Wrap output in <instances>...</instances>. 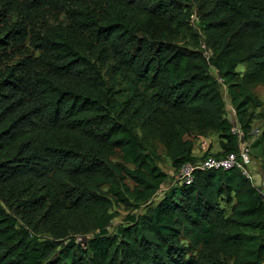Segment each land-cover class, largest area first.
Returning a JSON list of instances; mask_svg holds the SVG:
<instances>
[{
    "label": "trees",
    "instance_id": "1",
    "mask_svg": "<svg viewBox=\"0 0 264 264\" xmlns=\"http://www.w3.org/2000/svg\"><path fill=\"white\" fill-rule=\"evenodd\" d=\"M201 1L208 53L189 0H0V264H263L259 186L236 167L172 182L157 163L156 143L175 170L195 162L210 132L214 155L238 151L232 128L248 140L261 105L264 0ZM158 191L109 232L113 201Z\"/></svg>",
    "mask_w": 264,
    "mask_h": 264
},
{
    "label": "rangeland",
    "instance_id": "2",
    "mask_svg": "<svg viewBox=\"0 0 264 264\" xmlns=\"http://www.w3.org/2000/svg\"><path fill=\"white\" fill-rule=\"evenodd\" d=\"M190 2V6L193 9V13L191 14L190 18L193 24L194 29L200 34L201 39H202V45L201 47L203 48V50L205 51V53H208V46L206 44L205 38L203 37L200 28H199V23H198V19H197V15H196V11L197 8L199 7V5L201 3H203V1L201 0H189ZM56 17H58L59 20L65 21V17L63 13L58 14V16H56L53 13H49L48 15H46V20L48 22H54ZM11 19L15 20L16 19V15L12 14L11 15ZM41 18H38L36 21V25L39 26L41 24ZM25 47H28L30 51L36 53L37 51L32 48L31 46L28 45V42H25ZM23 48L20 49H16L13 48L12 50H8L10 52V57L16 58L19 54V50H21ZM244 66L242 64H240L238 66V69L243 70ZM213 74H216L214 70H212ZM218 79V77H217ZM218 82L220 84V88H221V92H222V96L223 99L225 101V112H226V116L232 120L233 122L235 121V112L234 109L232 107V105L230 104L227 92H226V88L223 84L220 83V80L218 79ZM252 90L254 91V93L256 94V96L261 100V105L256 106L253 108V119H252V123H251V135L248 138L247 141H249L250 143V151H251V155H252V159L254 157V160H252V164L250 165V168L252 169L253 172L256 173V171L258 173H260V178L258 181V184H256L257 186L260 187L263 196H264V141L263 139L259 137L260 134V130L262 128V121L264 118V84L263 83H257ZM137 131V133L140 135V131L138 126L134 127ZM195 154L200 158L202 157L204 154H209V153H215L220 149V144H219V137L217 136V134L210 132L207 136H204L202 138L196 139L195 141ZM157 153L159 154V159L157 160V163L159 165V167L164 170L171 178H173V180H171L172 182L177 181V172L178 170H175L174 167L171 165V161L170 158L168 157V155L166 154L165 149L163 148V146L159 143H156L155 145ZM115 161H119L118 158H114ZM129 181V180H128ZM129 183L131 184L132 182L129 181ZM163 189H165V186L163 187ZM162 194V191H158L157 194L155 196L152 197V200L150 202H145L143 204H141L139 207L137 208H128L125 207L123 204L117 202V201H113L112 206L110 208V211L114 212V217L111 219L109 225H108V230L109 232H115L117 226L122 225L125 223V216L126 214H128L129 212H136V213H143L147 207L156 202L160 196ZM0 202L2 204H4L3 199L0 198ZM9 212L14 213V211L12 209H9ZM15 214V213H14ZM18 216V220L20 223H25V221L23 220V218L21 217L20 214H17ZM93 233H95V231L91 228L87 229V232L85 233L86 236L92 235ZM73 234V233H71ZM40 236H49V232L47 231L46 227H43V230L39 233ZM74 237H78L80 236V234H73ZM264 264V262H263Z\"/></svg>",
    "mask_w": 264,
    "mask_h": 264
},
{
    "label": "built area",
    "instance_id": "3",
    "mask_svg": "<svg viewBox=\"0 0 264 264\" xmlns=\"http://www.w3.org/2000/svg\"><path fill=\"white\" fill-rule=\"evenodd\" d=\"M232 132L237 135L239 141L238 151H230L224 155L216 156L209 153L195 162L182 165L177 172V180L189 183L193 179V173L197 169H228L236 167L249 180L254 182L253 171L250 168L252 164V155L249 141L242 139L243 132L241 128L234 124Z\"/></svg>",
    "mask_w": 264,
    "mask_h": 264
},
{
    "label": "crops",
    "instance_id": "4",
    "mask_svg": "<svg viewBox=\"0 0 264 264\" xmlns=\"http://www.w3.org/2000/svg\"><path fill=\"white\" fill-rule=\"evenodd\" d=\"M263 141H264V139H263ZM196 146H195V144H194V147H193V153L195 154V148ZM253 160H254V157H253ZM253 175H254V183L255 184H258V181H259V178H260V173H258L257 171H256V173L255 172H253Z\"/></svg>",
    "mask_w": 264,
    "mask_h": 264
}]
</instances>
